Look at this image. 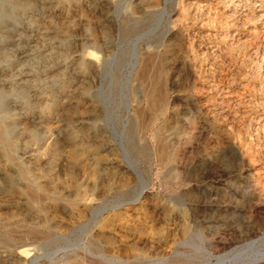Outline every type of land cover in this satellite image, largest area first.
<instances>
[{
    "label": "rangeland",
    "instance_id": "rangeland-1",
    "mask_svg": "<svg viewBox=\"0 0 264 264\" xmlns=\"http://www.w3.org/2000/svg\"><path fill=\"white\" fill-rule=\"evenodd\" d=\"M24 8L0 62L24 91L18 161L0 144V264H264V0ZM60 56L61 89L31 83Z\"/></svg>",
    "mask_w": 264,
    "mask_h": 264
},
{
    "label": "bare ground",
    "instance_id": "bare-ground-1",
    "mask_svg": "<svg viewBox=\"0 0 264 264\" xmlns=\"http://www.w3.org/2000/svg\"><path fill=\"white\" fill-rule=\"evenodd\" d=\"M28 1L29 0H5V4L7 5V7L5 8V11L3 13H0V62H1L2 59H4V57L6 55L5 54V51L3 50V44L5 42V40L3 38V32L5 31L4 29L7 26L13 24L18 19L17 15L19 14V11L25 7V5H26V3ZM40 1L44 3L45 1H50V0H40ZM9 17H11V18H9ZM47 32L48 31H45L46 34H47ZM55 33H57V32H55ZM54 39H55V36H54ZM56 42H58L59 44H63L62 39H58V40H56ZM28 50H29V48L27 47V48L21 50V53L26 55L27 52H28ZM66 61H67L66 56L65 57L60 56L53 63H51V64L50 63L49 64H45V65H43L42 68H37V66L28 67L29 68V71H30V76H32L31 83H38L41 87L43 86V89H46V90L47 89L48 90H55V89H58L59 90V89H61L63 87V84L61 82V77L59 76V74L61 73L60 72V70H61L60 68L62 66H64V64L66 63ZM5 72L6 71H3V72L1 71L0 72V144L5 147V152L3 151L4 154H5V157H7V159L10 162H15L16 160L18 161V158L15 155L16 141H15V138H14V128H13V125H14V122H15L16 119L15 118H9L8 117L7 100H8V96H9L10 93L16 92L18 95L21 96V95L24 94V91L21 88L18 87L19 85L17 86L14 83V81L12 80V78L11 79L6 78V75L4 74ZM159 102H157V103H159ZM43 110H44L43 111V113H44L43 115L44 116H47L50 113L51 107L49 105H47V106L44 107ZM149 123L151 124V122H149ZM159 134H160L159 132L155 131L153 133L154 138L158 140L159 137H160ZM33 137H37V135L34 134ZM19 168H21V174L24 176V178L27 180V182H30L33 185H35L37 191H43L44 192L43 193L44 195L53 197V194L55 193V191H50L47 188H45V186L40 185L37 182L36 177L32 176L30 174V171L25 166L22 165V167H19ZM17 178H18V176H17ZM9 183H10L11 187H12V185H15V178L13 176H11L9 178ZM32 187H34V186H32ZM30 197H31V199L34 202L37 201L36 195H34V194L31 193L30 194ZM35 207H36L37 214L41 215V217L42 216L45 217L44 216V209H43L45 207L43 205H41V204H38ZM44 219H45L44 221L46 222V217ZM45 226H48V225H45ZM48 227H50V226H48Z\"/></svg>",
    "mask_w": 264,
    "mask_h": 264
},
{
    "label": "clouds",
    "instance_id": "clouds-1",
    "mask_svg": "<svg viewBox=\"0 0 264 264\" xmlns=\"http://www.w3.org/2000/svg\"><path fill=\"white\" fill-rule=\"evenodd\" d=\"M7 5L5 4V0H0V13H3L5 11V8ZM11 18V17H9Z\"/></svg>",
    "mask_w": 264,
    "mask_h": 264
}]
</instances>
